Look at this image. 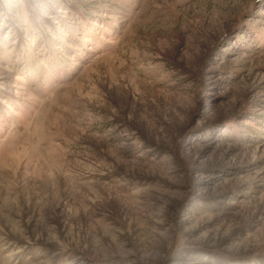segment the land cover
I'll use <instances>...</instances> for the list:
<instances>
[{
  "label": "rangeland",
  "instance_id": "obj_1",
  "mask_svg": "<svg viewBox=\"0 0 264 264\" xmlns=\"http://www.w3.org/2000/svg\"><path fill=\"white\" fill-rule=\"evenodd\" d=\"M0 264H264V0H0Z\"/></svg>",
  "mask_w": 264,
  "mask_h": 264
}]
</instances>
